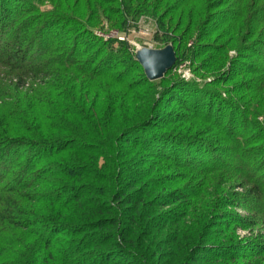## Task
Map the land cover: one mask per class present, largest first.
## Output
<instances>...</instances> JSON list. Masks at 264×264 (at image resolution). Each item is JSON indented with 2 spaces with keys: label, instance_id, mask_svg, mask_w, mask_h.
<instances>
[{
  "label": "trees",
  "instance_id": "trees-1",
  "mask_svg": "<svg viewBox=\"0 0 264 264\" xmlns=\"http://www.w3.org/2000/svg\"><path fill=\"white\" fill-rule=\"evenodd\" d=\"M39 1L0 0V66L7 69H0V264H197L201 254L203 264H228L264 257L259 246H235V238L209 246L206 236L235 223L248 227L227 209L264 197V147L257 145L264 130L249 129L264 110V0H52L48 14L39 12ZM78 1L86 10L77 9ZM110 3L113 12L105 9ZM104 14L120 30L129 20L155 17V40L171 41L178 59L185 38L194 36L204 45H196L204 50L199 57L233 48L244 54L256 45L260 60L243 64L252 77L238 85L236 104L224 106L228 114L214 110L213 92L189 83L174 86L190 101L183 100L187 112L163 114L156 83L172 70L149 81L128 56L130 46L113 51L111 40H95L81 18L97 23ZM204 122L206 134L216 131L208 140L221 145L216 149L197 138ZM232 127L246 130L233 134ZM132 150L154 158L129 169ZM231 151L237 154L230 164L219 163V152ZM204 155L213 161L208 171L236 173L228 183L250 180L251 189L225 193L217 184L223 178L208 181ZM252 156L255 168L247 162ZM163 208L172 210L156 213ZM191 217L195 225L184 229ZM83 244L89 246L79 255Z\"/></svg>",
  "mask_w": 264,
  "mask_h": 264
},
{
  "label": "rangeland",
  "instance_id": "rangeland-1",
  "mask_svg": "<svg viewBox=\"0 0 264 264\" xmlns=\"http://www.w3.org/2000/svg\"><path fill=\"white\" fill-rule=\"evenodd\" d=\"M38 4H39L38 9L41 14H48L55 8L52 0H40ZM83 4H84L83 1L81 2L78 1L77 9L86 10V4H87L86 1H85V5ZM105 6H106L105 9H108L109 11L112 10V12H113V8H115L112 3H110V5H105ZM97 11H98V8L95 7L93 12L96 13ZM112 12L111 14L113 15ZM107 16L108 15L106 14L101 15L98 18L97 23L95 19L93 18L90 20L87 18H81V20H83L82 21L83 24H87L86 22L90 23L87 25H91V26H86L84 29L87 30L88 33L95 40L97 39L98 41L100 42L103 41L102 43H104L105 41L107 42L111 40V39H108L109 36L111 35L117 36L113 40L107 42L109 43L108 44L109 50L112 49L113 51H118L121 47L120 44L126 43L128 46L131 47V50L128 56H131V55L135 56L136 53L142 49L163 50L168 46H172L173 48L175 47L171 41H168L166 39H163V41L161 42L155 40L156 34L158 33V29H159V26H158L157 21L155 20V17H152L150 15H145V16H141L139 19H136L134 21L129 20L127 22L128 28L125 30H120V29L112 28L110 26L112 24L107 19ZM158 17H161V15H158ZM164 22L166 23V21ZM168 24H170L169 21H168ZM171 38L173 39L177 37H171ZM185 39L186 41H185L184 47L180 51L179 59L177 58V63L172 69V73L166 77V80L164 79L162 82L159 81L156 83L157 90L155 93L156 94L155 98L156 100L158 99V102L161 104L160 106H161L162 113L164 114V112H168V111L175 112V113L177 112L179 113L181 111L187 112L188 109L185 108L186 107L185 103L189 104L190 101L187 98H185L186 96L182 95L181 89H176V87L174 88V86L177 83L182 84V86L189 83V84L200 85L201 88H207V90H209L210 92H213L212 97L215 98V100L217 101V103L216 102L214 103L215 104L213 106L214 110H216L217 107L218 109L222 108L224 109L223 114L224 113L228 114L230 110L226 109V107L224 106L229 105V104H233V105L236 104L235 102L237 98L242 97L240 93L237 94V92H239L238 90H240V88H238V85L239 86H241V84L247 85L248 80L251 79L252 77L248 73H245L247 72V70H245V68L242 67L243 64L245 65L247 64L248 66H251V65L257 66V63L260 60L259 55L257 53L258 46L255 45L252 48V50H249V51L244 49L245 50L243 52L244 54H239L241 53V51L238 53L236 49L233 48L229 50L228 55L224 54L225 51H221L218 54H214L216 51L210 50L208 53H206L208 55L206 56L203 55V57L202 56L199 57V55L201 54L200 52H204V50L202 49V51L200 50V52L197 50L196 45L199 43L194 42L196 38L194 36H191ZM203 41L208 42L206 40H203ZM200 46H204V45L199 44L197 47L201 48ZM211 55H213V57ZM0 69L7 70L2 66H0ZM166 82H169V83H166ZM28 83L29 85H32V82L29 81ZM39 83L40 81L36 82V84L38 85ZM40 85L42 84L40 83ZM184 99H185V103L183 101ZM240 104L241 103H238V105ZM245 107H248V106H241V108H245ZM237 114L238 115H236V113H233V115H236L237 120H240L239 118L240 114L239 113ZM258 114L259 115H256V118L252 115L253 117H251L250 119L252 124H256V126H251V127L249 126L250 135L255 134V132L258 131L257 128L261 126H263L262 129L264 130V110L263 108L258 111ZM222 119H224V117ZM225 122H226L225 125L227 126L228 118L225 119ZM197 126L201 128L199 133L196 134L198 135L197 137L198 140L206 141L208 144H210L209 142H211L210 148L216 149V147L221 146L220 144H218V142H216V140L208 141L214 137L216 131H214V133L212 131H209V134H206L205 131H206V128H208L207 123L204 122V123L198 124ZM242 130H246V127L245 128H238V127L233 128L230 132L234 134ZM187 131L188 129L184 133H186ZM189 134L194 135V133L190 131L188 135ZM207 135L208 137H206ZM262 139L263 141L258 142L257 145L264 147V136ZM206 151H208V149ZM150 153H153V152L148 151L147 153L146 152L135 153L132 150L131 153L127 154V159H126V161L128 162L129 169L135 170V169L142 168L140 167L139 161L144 162L146 159L151 158L152 154ZM233 154H237V152L234 151V153H232L231 151L225 154H222L219 152V155H217L221 160V162L219 163H224L223 165L230 164L229 159L233 157ZM253 157L254 156L249 157V161H247L251 168H255V165H256V163L252 161L253 159H250ZM152 158L154 157L152 156ZM204 159H205L204 164L200 166L203 172L202 176L209 177V179L210 177H212V178H215L216 180L218 178H223L224 182H220V183L216 182V183L219 184L220 187L225 189L224 190L225 193H228L233 190V192L235 193L244 194L245 190L247 191L251 189L249 185L252 181L250 180L244 181L240 179V180H236L234 182L231 181V183H228V181H230V178L234 176L236 173H232V172H229L228 174L222 173V170L219 168H215L216 169L215 172L208 171L209 169L207 168L210 165L206 163L207 161L209 163H213V161L205 155H204ZM207 171L208 173H206ZM257 176H259V174H257ZM260 176L258 178H261L264 182V171L261 173ZM255 179L257 180V178ZM212 180L213 179H210L208 181L211 182ZM104 187L107 189L110 188L109 185H104ZM262 191L264 192V190ZM242 200H245L244 202L246 203H243L240 199L236 207H230L229 209H227V211L233 215V219L236 220L237 219L236 217L239 216L243 219H246L248 222H251V224L245 229H243L242 227L237 226V224L235 223L228 230V232H225L224 228L222 227H218L217 229L213 228V229L208 230V233H206V236H207V241H208L209 246L213 243L217 244L216 246L226 245L229 240H231L232 238H235L236 239L235 243L237 244L235 246H238V244L243 243L244 244L243 246H246L248 244L247 246H252V247L259 246V248H264V201H263L264 197H257V196L254 197L253 196L251 198L242 199ZM171 210L172 208H163L160 210H156V213L163 214L166 212H170ZM195 221H196V218L191 217V222L188 224H185V226H183L184 229L194 226ZM197 228L198 226H196V229ZM66 238H68V236ZM88 246L89 244H86V245L83 244L79 248L76 249V252H78V254L81 255V251L86 250ZM164 248L165 249L163 253L161 252V254H164L165 252H167L166 247ZM204 259H205L204 255L201 254L197 258V261H198L197 264H203V261H205ZM228 264H264V257L260 256V258H256V259L254 257H250L246 261L241 260V261L232 262Z\"/></svg>",
  "mask_w": 264,
  "mask_h": 264
},
{
  "label": "water",
  "instance_id": "water-1",
  "mask_svg": "<svg viewBox=\"0 0 264 264\" xmlns=\"http://www.w3.org/2000/svg\"><path fill=\"white\" fill-rule=\"evenodd\" d=\"M135 59L144 69L147 79L152 82L165 78L177 63L172 46L163 50L142 49L136 53Z\"/></svg>",
  "mask_w": 264,
  "mask_h": 264
},
{
  "label": "built area",
  "instance_id": "built-area-1",
  "mask_svg": "<svg viewBox=\"0 0 264 264\" xmlns=\"http://www.w3.org/2000/svg\"><path fill=\"white\" fill-rule=\"evenodd\" d=\"M115 37H117V36H112V35H111V36L108 37V39H111V40H112V39H114Z\"/></svg>",
  "mask_w": 264,
  "mask_h": 264
}]
</instances>
